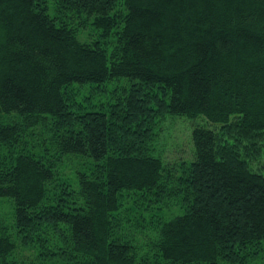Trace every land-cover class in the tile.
Instances as JSON below:
<instances>
[{
  "label": "trees",
  "instance_id": "trees-1",
  "mask_svg": "<svg viewBox=\"0 0 264 264\" xmlns=\"http://www.w3.org/2000/svg\"><path fill=\"white\" fill-rule=\"evenodd\" d=\"M4 114L0 264H263L264 0H0Z\"/></svg>",
  "mask_w": 264,
  "mask_h": 264
},
{
  "label": "rangeland",
  "instance_id": "rangeland-1",
  "mask_svg": "<svg viewBox=\"0 0 264 264\" xmlns=\"http://www.w3.org/2000/svg\"><path fill=\"white\" fill-rule=\"evenodd\" d=\"M95 102V101H94ZM97 103V102H95ZM11 115H1L0 123L7 122V119L10 118ZM205 121V120H204ZM199 119H190L183 116L177 117H167L166 122H164L162 137L160 139L161 145H159L161 157L165 162L175 163L177 164L179 161L190 160L193 156L191 150V135L194 127L202 124ZM255 168V167H254ZM0 222L5 221L11 215V204L12 202L9 199L0 198ZM182 210L174 207L172 210L167 211L162 216L164 220H171L173 217L181 215ZM23 248V247H21ZM21 250V249H20ZM20 255H25L26 258L34 257L33 253L29 251H20ZM264 264V260H263Z\"/></svg>",
  "mask_w": 264,
  "mask_h": 264
}]
</instances>
